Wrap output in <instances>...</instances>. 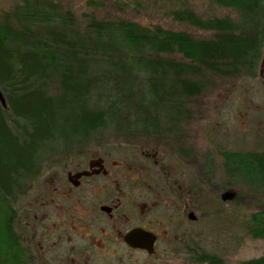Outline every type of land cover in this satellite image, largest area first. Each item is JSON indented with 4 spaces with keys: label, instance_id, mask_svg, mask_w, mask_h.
<instances>
[{
    "label": "trees",
    "instance_id": "16d2710c",
    "mask_svg": "<svg viewBox=\"0 0 264 264\" xmlns=\"http://www.w3.org/2000/svg\"><path fill=\"white\" fill-rule=\"evenodd\" d=\"M212 1L242 10L244 24L230 18L206 21L189 10L174 12L178 21L213 31L211 37H197L160 25L147 27L130 20L101 21L89 16V35L77 37L49 29L30 46L25 36L36 34L39 2L28 7L29 14L33 8L37 12L34 17L24 14L19 30L0 26V88L8 105L4 108L0 102L1 247L7 249L8 245L9 194L20 190L24 178L33 174L42 150L59 137L67 140L74 135L96 134L106 123V113L90 103L96 90L108 88L121 96L123 109L134 106L133 99L145 92L144 105L148 106L147 100L178 124L184 119V107L204 88L201 80L190 76H231L257 69L264 47V0ZM68 15L66 19L72 24L74 18ZM59 17L57 13L54 19L61 24ZM172 55L181 56L183 61L164 60ZM55 76L61 96L49 94ZM140 85H144V92ZM223 156L230 180L250 188L264 186V152ZM249 232L264 238V210L251 216ZM198 260L226 264L210 255ZM241 264H264V255Z\"/></svg>",
    "mask_w": 264,
    "mask_h": 264
},
{
    "label": "rangeland",
    "instance_id": "374dc122",
    "mask_svg": "<svg viewBox=\"0 0 264 264\" xmlns=\"http://www.w3.org/2000/svg\"><path fill=\"white\" fill-rule=\"evenodd\" d=\"M40 2V3H39ZM41 6L34 36H25L28 45L36 44L50 30H63L75 36L89 35V16L98 20H130L143 26L160 25L174 31H187L197 37H211L213 31L178 21L173 13L189 10L203 20L230 18L244 24L243 12L221 6L212 0H0V26L22 27L28 7ZM28 16L34 17L33 8ZM59 13L61 24L54 19ZM68 14L73 16L71 24ZM44 17V18H43ZM46 22V24L44 23ZM41 23V24H40ZM263 56V51H262ZM255 71L245 69L239 74L223 76L207 74L190 76L204 83L200 95L184 107L181 123L169 121L159 107L144 99H133L134 106L123 109L121 96L110 89H98L91 94L90 103L106 113V123L96 134H79L65 140L59 137L42 150L32 175L24 178L20 190H41L56 178L66 176L61 161L76 155L71 166H83L90 151L96 148L95 138L103 137L113 147L115 155H138L145 148L160 149L167 161L172 156L188 155L206 167V204L200 226L193 225L185 242L163 245L161 252L146 263L145 255H136L141 264H206L198 259L210 255L226 264H241L264 255V238L249 232L251 216L264 210V186L250 188L226 175L224 154L264 152V84L261 63ZM183 61L172 55L164 60ZM95 62H88L92 64ZM102 67L103 63H99ZM49 94L61 96L58 76L49 85ZM142 97V98H141ZM74 128V127H73ZM92 139V140H91ZM94 139V140H93ZM70 161V160H69ZM24 200L20 199L22 203ZM166 250V251H165ZM97 260L95 264H101ZM150 262V263H149Z\"/></svg>",
    "mask_w": 264,
    "mask_h": 264
},
{
    "label": "flooded vegetation",
    "instance_id": "af4514ba",
    "mask_svg": "<svg viewBox=\"0 0 264 264\" xmlns=\"http://www.w3.org/2000/svg\"><path fill=\"white\" fill-rule=\"evenodd\" d=\"M95 139L83 166H71L73 155L49 187L11 191L0 264H141L140 254L148 263L201 225L206 167L188 155L167 161L156 147L115 155L108 140ZM134 233L138 245L128 240Z\"/></svg>",
    "mask_w": 264,
    "mask_h": 264
},
{
    "label": "water",
    "instance_id": "95a60500",
    "mask_svg": "<svg viewBox=\"0 0 264 264\" xmlns=\"http://www.w3.org/2000/svg\"><path fill=\"white\" fill-rule=\"evenodd\" d=\"M261 67H262V70L260 74H261V77L263 78V84H264V47H263V58H262ZM0 102L4 108H7L8 105H7L6 97L3 91L1 90V88H0ZM134 238H135V233L133 235H130L128 237V240L130 241L132 245H138L137 242L131 241V239H134Z\"/></svg>",
    "mask_w": 264,
    "mask_h": 264
}]
</instances>
